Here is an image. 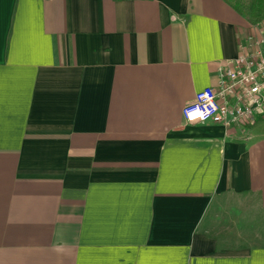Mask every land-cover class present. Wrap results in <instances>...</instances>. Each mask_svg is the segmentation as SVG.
I'll list each match as a JSON object with an SVG mask.
<instances>
[{
	"label": "crops",
	"instance_id": "1",
	"mask_svg": "<svg viewBox=\"0 0 264 264\" xmlns=\"http://www.w3.org/2000/svg\"><path fill=\"white\" fill-rule=\"evenodd\" d=\"M250 21L224 0H0V264H264L211 207L264 206V119L181 115Z\"/></svg>",
	"mask_w": 264,
	"mask_h": 264
},
{
	"label": "built area",
	"instance_id": "2",
	"mask_svg": "<svg viewBox=\"0 0 264 264\" xmlns=\"http://www.w3.org/2000/svg\"><path fill=\"white\" fill-rule=\"evenodd\" d=\"M251 29L239 53L218 66L216 86L197 90L183 106L186 125L251 126L264 116V18Z\"/></svg>",
	"mask_w": 264,
	"mask_h": 264
},
{
	"label": "rangeland",
	"instance_id": "3",
	"mask_svg": "<svg viewBox=\"0 0 264 264\" xmlns=\"http://www.w3.org/2000/svg\"><path fill=\"white\" fill-rule=\"evenodd\" d=\"M246 3L251 0H245ZM253 8L257 13V17L250 21L252 23L264 18V12L261 11V5L259 1L253 0ZM264 119V116L258 121ZM257 130V135L261 136L264 134V123ZM248 127V126H247ZM251 127V126H249ZM211 207L215 222L214 231L219 230V222L224 217L227 220H233L232 223L228 221L227 227L237 228L236 231L244 233L248 238H252L253 243L259 242L264 243V206L255 197H240L234 195H220L212 199ZM224 222V221H222ZM214 235V233H212Z\"/></svg>",
	"mask_w": 264,
	"mask_h": 264
},
{
	"label": "trees",
	"instance_id": "4",
	"mask_svg": "<svg viewBox=\"0 0 264 264\" xmlns=\"http://www.w3.org/2000/svg\"><path fill=\"white\" fill-rule=\"evenodd\" d=\"M251 2L246 3L245 0H224L228 6H230L234 11L237 13H247L250 16L251 21L252 19L257 17V13L253 8V0ZM255 1V0H254ZM261 5V11L264 12V0H257Z\"/></svg>",
	"mask_w": 264,
	"mask_h": 264
}]
</instances>
